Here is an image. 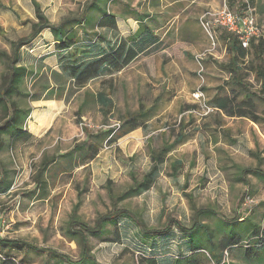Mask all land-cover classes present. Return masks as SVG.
I'll return each instance as SVG.
<instances>
[{
	"label": "rangeland",
	"instance_id": "1",
	"mask_svg": "<svg viewBox=\"0 0 264 264\" xmlns=\"http://www.w3.org/2000/svg\"><path fill=\"white\" fill-rule=\"evenodd\" d=\"M37 1L50 22L58 24L65 17L79 15L92 0ZM207 1L215 5L205 3L200 18L224 5L223 0ZM129 2L140 4L144 0ZM246 5L264 36V0ZM228 7L239 14L246 12L238 5ZM35 20L31 0H0V52L12 55V43L29 37ZM202 28L198 24L189 28L194 34L190 39H200L201 49L189 58V64L186 59L176 58L183 70L152 68L153 63L147 62H137L121 72L106 68L81 90L67 83L61 85L54 74H63L61 61L58 56L57 60L50 57L54 52L30 46L20 50L19 64L28 70L23 94H37L38 99L15 96L24 110H32L23 127L26 135L14 139V133L5 131L0 139V240L20 242L26 247L9 251L1 246L0 253L9 252L25 264H76L82 244L80 225L72 216L94 227L99 217L113 211L127 210L150 228L159 229L171 221L191 227L194 209H210L212 213L198 219L206 226L200 236L207 245L210 241L222 246L227 229L236 222L244 220L235 227L243 246L249 243L246 230L252 223L264 228V102L261 84L251 69L255 60L249 55L239 73L246 88L237 84L226 66L231 55L222 39L225 32L216 30V46L212 49ZM161 57L157 56V64ZM198 57L203 58L206 73L201 89L214 110L201 118L188 115L184 100L187 92L193 100L197 88L193 83L197 78L188 69L191 65L197 67ZM7 72L8 61L0 56V88ZM62 77L69 79L64 74ZM37 78V83L49 82L54 89L45 91L40 85L35 90ZM149 78L151 82H147ZM57 86L67 89L58 91ZM99 94L112 100L109 109L97 102ZM221 99L231 100V110L237 117L217 108ZM140 112L147 114L136 120L143 128L117 138L114 134L123 122ZM239 112L248 118H240ZM3 116L0 107V125ZM179 136L185 137L184 143L174 144ZM96 140L101 145L99 154L88 165L78 167L87 150L78 148L83 142L92 144ZM165 147L173 148L152 177L151 189L141 194L136 190L132 197L119 200L135 181H144L154 166L152 154H159ZM72 150H76L74 155L65 157ZM55 159L40 172L43 163ZM7 186L10 191L4 194ZM207 230L211 239L206 236ZM173 234L180 232L173 230ZM85 235L97 264H149L147 259L157 255L159 264H171L177 255L170 250L171 244L158 249L143 242L135 223L124 218H118L99 234ZM201 254L205 258L201 264H218L211 252ZM229 264H264V248H237L230 252Z\"/></svg>",
	"mask_w": 264,
	"mask_h": 264
},
{
	"label": "trees",
	"instance_id": "2",
	"mask_svg": "<svg viewBox=\"0 0 264 264\" xmlns=\"http://www.w3.org/2000/svg\"><path fill=\"white\" fill-rule=\"evenodd\" d=\"M35 12V21H32V33L27 38H22L17 42L12 43V55H9L7 52L1 51L0 56L5 58L8 61V72L4 77L3 84L0 88V107L4 113L3 123L0 125V139L4 136L5 131L9 133H14L13 138H20L26 135L24 130V125L28 118L31 115L32 110H24L18 101L15 99V96H26L30 97L33 100H37V94H26L24 95V87L27 83V73L28 70L26 67L19 64L20 50L33 43L37 38L40 37L41 33L45 30H50L55 41V49L58 57L61 61V69L64 75L69 77L68 80L62 77L63 74L54 72L58 80H60L63 85L67 83L68 87L73 86L78 90L85 88L92 80L97 79L101 76V73L106 69H112L114 71H121L132 64L137 57L139 56L140 51L134 49L127 42H121L119 45H112L110 42L102 38L101 35H91L94 38V43H87L86 37L89 36L86 32V17L88 13H95L97 16H101L97 22V27L102 28L106 25H116V17L110 14L107 8L113 3V0H92L84 6L79 15H70L63 18V20L58 24H53L50 22L49 18L42 11L41 4L37 0H31ZM232 1V0H229ZM253 1V0H252ZM232 7V6H231ZM246 12L249 10L247 5H243ZM233 8V7H232ZM83 30L85 37L79 36V31ZM223 41L227 45V49L230 56V62L226 65L227 69L234 76L237 84L245 87L241 78H239V73L243 71L242 64L249 55H252L255 63L252 66V72L254 73L255 79L261 84V99L264 102V36H261L258 39H253L249 49H244L240 44L237 37L232 34L225 32L222 35ZM34 77H37L38 74L35 73ZM34 81L33 88H36L40 85L41 88L45 91H51L54 89L49 82L37 83ZM46 83V85L44 84ZM246 88V87H245ZM58 91H64L67 87L57 86ZM97 102L103 106L104 109H109L112 105V100L103 94H99L96 98ZM231 100L221 99L218 100L217 108L221 109L225 113L229 114L231 117H237V113L234 110H231ZM240 118H248L245 113L239 112ZM147 114L139 113L138 115L131 116L126 121L123 122L122 126L115 132L117 138H122L130 133L143 128L140 124L136 122L138 117H144ZM253 121H258V118H253ZM119 132V134H117ZM88 133V132H87ZM89 136H92L91 134ZM98 137V136H96ZM83 146L79 147L78 150L83 151V157L79 160V166L88 165L92 162L100 152L101 145L98 140L89 144L88 142H83ZM172 147H165L161 150L159 154H152V159L154 161V166L152 171L145 176V179L142 183L135 181V186L129 191L123 193L119 200L127 199L132 197L135 194V191L138 190V194L149 191L153 185L152 177L157 173V170L160 165L165 163L164 156L170 152ZM76 150H72L70 153L66 154L67 156H72ZM57 161L49 160L46 163H43L40 166V172L43 173L48 169L50 164H53ZM264 177V173L262 175ZM40 178V177H39ZM41 181V180H40ZM45 186L47 182H43ZM10 191V186H7L3 193L7 194ZM76 207V210H78ZM195 211V220L191 227L182 225L180 222L176 221L168 223L166 227L163 228H150L141 218L136 217L131 212L124 210L122 212L113 211L104 216L98 218L94 227H89L85 224H82L77 220L75 215L72 216L74 223L80 225L78 233L81 235V244H82V254L80 260L76 264H97L94 261V258L90 254L88 240L85 234H99L101 233L109 224H113L117 221L118 218H124L130 220L132 223H135L136 227L141 231L142 238L141 240L150 245L157 246L158 249H164L165 245L172 244V241L177 240L178 244L176 245L177 255L172 259L171 264H201L204 263V257L202 252H207L208 255L214 256L218 264H222L224 261V254L228 252L232 253L237 248L247 247L248 249H262L264 248V228L259 226L256 223H252L251 227L246 231L249 233L250 240L246 245H242L240 242V234L237 232L236 223L242 225L245 218L241 219L243 221L236 222L228 228L227 237L222 246H217L213 242L209 241V244H205L202 241L200 233L206 229V226L200 224L198 219L207 214L212 213L210 209H194ZM76 212V211H75ZM71 227H74V224H71ZM173 230H178L179 235L175 236ZM237 230V231H236ZM208 231V230H207ZM196 233V234H195ZM189 237L190 235H193ZM209 239L212 235L211 233L206 234ZM175 236V237H174ZM4 249H10L9 251H15L17 248H25V244L15 241H6L0 240V247ZM171 247V246H170ZM173 247V246H172ZM33 250H38L34 246H30ZM22 250V249H21ZM173 251V249H170ZM210 250V252L208 251ZM170 254V253H169ZM2 258H0V264H25V262L18 261L15 256H10L9 252L4 255L0 253ZM159 255L154 258H148L149 264H159ZM173 256V255H172ZM58 257V256H57ZM157 257V258H156ZM196 257H201V260ZM70 262V261H69Z\"/></svg>",
	"mask_w": 264,
	"mask_h": 264
},
{
	"label": "crops",
	"instance_id": "3",
	"mask_svg": "<svg viewBox=\"0 0 264 264\" xmlns=\"http://www.w3.org/2000/svg\"><path fill=\"white\" fill-rule=\"evenodd\" d=\"M255 1L223 0L222 3L224 5L222 6L228 7L230 4V6L238 5L242 7L248 3L251 5ZM205 3L215 5L214 2L212 3L207 0H144L140 4H133L129 0H115L112 5L113 10H110V6L107 10L116 17V25L108 24L105 27L98 28L97 22L101 16L99 17L95 13H88L86 17V21H88L86 32L89 36L85 39L87 43L92 44L94 43V38L91 35H101L103 39L112 45L127 42L134 49H138L140 51L139 56L128 67L137 62L144 64L147 62L149 64L153 63L152 68L169 66V69L181 71L184 67H180L175 62L176 58L186 59L185 62L188 61L187 64H189V58H192L201 49L200 39L196 41L190 39L194 38V34H191L189 28L195 24H198L200 27L202 26L200 15ZM60 20L58 19V22ZM175 23L177 24L176 28H174ZM82 31H79L81 38L85 37ZM43 33H45L43 34L44 36L39 37L41 41L37 38L38 40L36 39L27 46H30L33 50L43 48V50H47L50 53L54 52L55 54H52L50 57L57 60L58 54L56 53L55 41L51 31L45 30ZM159 55L163 57H161V60L157 64L156 58ZM55 65H58V61ZM188 71H192L197 78V81L193 80V83L197 84V88L194 91L196 92L199 88V79L196 75L197 67L195 68L191 65ZM147 82H151L150 78L147 79ZM188 94L189 92H187L184 100L188 103L186 109L190 110L194 105V101L190 100V95ZM184 140V136H179L174 144H180L182 141L184 143ZM177 244V240L172 241L171 245L173 246L174 254L177 251L174 246L176 247ZM196 258L201 260V257Z\"/></svg>",
	"mask_w": 264,
	"mask_h": 264
},
{
	"label": "built area",
	"instance_id": "4",
	"mask_svg": "<svg viewBox=\"0 0 264 264\" xmlns=\"http://www.w3.org/2000/svg\"><path fill=\"white\" fill-rule=\"evenodd\" d=\"M200 21L204 31L212 42V49L216 46V30L227 32L237 37L244 49L250 48L253 39L261 37V31L250 9L246 14H239L230 10L229 7L224 6L217 12L203 15ZM202 61L203 58L198 57L196 75L200 81V86L198 90L193 93L194 105L187 112L190 115L200 118L208 116L214 111L213 108H210L207 104L206 95L201 89L205 83L206 76ZM0 258H2L1 255ZM222 264H229L228 252H225Z\"/></svg>",
	"mask_w": 264,
	"mask_h": 264
}]
</instances>
